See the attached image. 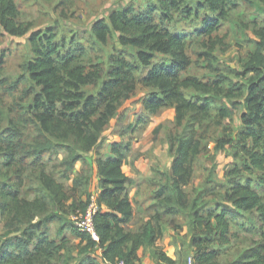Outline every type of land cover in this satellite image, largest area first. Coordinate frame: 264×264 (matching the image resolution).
Masks as SVG:
<instances>
[{"label":"trees","instance_id":"16d2710c","mask_svg":"<svg viewBox=\"0 0 264 264\" xmlns=\"http://www.w3.org/2000/svg\"><path fill=\"white\" fill-rule=\"evenodd\" d=\"M238 2L264 15V0H154L142 9L113 10L106 19L91 26L96 44L105 45L115 40L106 66L87 62L88 55L81 43L59 38L50 28L30 34L28 43L32 57L24 69L37 92L26 110L39 137L35 138L24 160H29L30 167L39 170L38 194L33 200L22 198L21 182L13 183L15 189L1 191L0 215L5 218V226L12 232H20L22 228L24 231L23 237L14 236L4 245L0 244V264H35L38 257L60 249L47 239L45 224L61 212L68 216L84 213L89 195L86 201L68 195L54 175L46 171L44 156L54 148L55 142L65 148L71 142L76 148L70 151L64 172L71 171L82 154L97 147L101 134L117 116L122 103L133 98L139 88L146 90L143 113L128 124V131L123 135L130 134L133 138L137 130L143 131L151 119L164 110L174 111V125L180 133L169 140L172 162L164 175L166 185L158 192L161 195L169 190L174 211L188 207L185 189L193 180L198 158L209 153L207 131L202 133L208 125L206 122L211 118L219 124L230 119L233 111L242 109L236 138L230 139L224 134L213 141L215 152L225 147L230 150L233 164L225 174L221 203L191 211L188 223L191 246L195 264H218L220 249L230 242L231 222L236 224L243 214L254 212L260 223L251 224V230L262 243L257 244L251 255L229 264H264V18L259 23L251 19L256 40L253 52L241 62L240 76L250 75L244 85L226 89L222 85L224 78L218 75L212 82L185 76L191 64L187 43L199 40L198 59L210 61L214 50L223 43L218 34L223 24L230 22V13ZM0 28L10 37L28 34L30 26L21 22L14 0H0ZM1 56L4 55H0V59ZM162 128L163 125L157 127L154 135ZM18 137L14 134L10 141L8 136L6 147L0 149L3 164L11 166L21 161ZM129 152L128 142L111 143L108 153L97 155L95 159L99 188L93 225L97 241L79 232L71 223L72 235L84 244V252L99 249L103 264L117 260L133 264L141 247L153 245L160 238L158 217L154 223L146 222L138 233L129 228L134 219L130 199L134 183L122 171ZM77 183L75 181V185ZM50 206L54 213L32 224L35 218L48 212ZM190 207L193 210L196 204ZM171 210L168 206L165 212ZM32 229L43 230L44 237L36 244L34 236L27 234ZM158 258L173 264L163 254ZM88 263L95 264L92 259H88Z\"/></svg>","mask_w":264,"mask_h":264},{"label":"rangeland","instance_id":"374dc122","mask_svg":"<svg viewBox=\"0 0 264 264\" xmlns=\"http://www.w3.org/2000/svg\"><path fill=\"white\" fill-rule=\"evenodd\" d=\"M14 1L18 7L21 22L29 25L30 30L24 37H10L0 28V55H4L0 59V149L6 147L8 136L11 141L14 134L19 135L17 138L20 143L18 157L21 158V161H17L18 164L14 163L11 166L3 164L4 155L0 150V194L3 189H15V185L21 182V189H18L20 196L33 200L38 194L36 176L39 170L35 167L31 168V162L29 160L26 162L24 159L35 138L39 136L36 126L26 110L27 105L37 92V88L30 82L24 69L25 63L32 57L28 37L33 32L50 28L59 38L65 37L81 43L88 55L87 62L92 61L105 65L113 53V47L116 45L115 40H111L105 45L96 44L91 36L92 24L100 19H106L113 10L127 7L142 9L154 0ZM230 18V22H225L218 34L223 39V43L214 50L210 61L198 59L196 54L200 51L199 40L187 43V55L191 64L185 72V76H192L203 82H212L217 80L215 76L218 75V77L224 78L222 85L226 89L233 85L245 84L250 75L240 76L241 62L253 52L256 40L251 30V19L254 18L255 22L259 23L264 15L257 14L244 2H238L237 7L230 13ZM145 93L146 90L139 88L133 98L122 103L117 116L109 122L101 134L97 147L90 153L82 154L81 160L76 162L73 169L67 173L64 172L66 169L64 163L69 159L70 151L76 147L71 142L66 144L68 148L61 147L55 142L54 148L44 156L46 171L50 175H54L56 182L63 185L68 195H74L77 199L86 201L88 195L98 194L99 177L96 172L95 159L97 155H106L111 143H129L130 152L122 166V171L125 172H134V162H137L140 157L149 160L151 157L149 151L152 153L153 150H156L157 159L162 158L169 163L165 166L159 161L152 167V171H156V174L153 171L150 184L141 182V178L137 179L139 176L136 177V181L133 180V183L136 182L141 187L138 196L132 195V198L130 196L134 208V219L129 228L132 232L138 233L139 228L146 222L154 223L158 217L161 220L160 228L157 227L160 238L153 245L141 247L133 264H168L159 260L158 255L160 254L168 257L173 264H195L194 249L191 246L192 234L188 224L191 220L190 213L195 209L196 211L203 207L209 209L214 203H221L226 187L225 174L232 166L233 159L227 147L215 152L213 141L221 138L224 134L228 135L230 139L236 138L241 125L240 113L242 109L238 108L233 111L230 119L220 121L219 124L211 118L206 122L208 125L202 130V133L204 135L207 131L209 153L198 158L193 180L185 189L188 195V207L174 211V203L170 198L169 190L163 191L161 195L158 193L161 187L166 185L164 175L169 171L172 162L169 140L174 139L180 133L179 128L174 125V111L167 109L155 116L169 117L172 115L171 118H165L161 123L163 128L157 135L153 134V138L150 136L147 138L148 144L153 142V149L146 151L135 145L136 139L145 130L141 132L137 130L138 132L132 136L133 138L130 134L123 135V132L128 131V124L134 123L137 117L143 113L142 101ZM189 94L193 93L189 92ZM159 146L163 147L161 155H158L161 151ZM18 176L21 178L18 179ZM75 181L78 182L77 185H75ZM191 204H196L193 210L190 209ZM168 206L172 209L171 212H165ZM49 213H54L51 206L48 212L39 215L32 221V224L42 220L43 216L46 217ZM55 213L58 212L55 211ZM242 217L236 224L235 221L231 222L230 242L220 249L218 264H229L244 255H251L257 244L262 243L259 242L257 234L251 230V224L259 225L260 223L257 215L250 212L243 214ZM71 218L72 216L61 212L57 214L56 218H52L49 223L45 224L44 233L47 239L53 241L60 249H52L49 255L38 257L35 264H89L88 259H92L95 264H103L99 250L84 252V244H81L72 235ZM23 231L24 228L20 232H12L7 229L5 218L0 215L1 245L7 243L14 236H22ZM41 232L43 230L35 232V229H32L27 234L34 236L36 244L40 237H44Z\"/></svg>","mask_w":264,"mask_h":264},{"label":"crops","instance_id":"0c3cea01","mask_svg":"<svg viewBox=\"0 0 264 264\" xmlns=\"http://www.w3.org/2000/svg\"><path fill=\"white\" fill-rule=\"evenodd\" d=\"M171 117H172V115L169 116V117H165L164 115H160L159 117L152 118L151 122L149 123V125L144 129L145 132L143 134H141L138 139H136V144H135L136 147H141L142 150H146V151H148L150 149H153V142L151 141V143L148 144L147 138L149 136L153 138V134H154L155 129L157 127H159L161 125V123L164 122L165 118H171ZM159 149H161V151L158 153V155H161V153L163 152V147L159 146ZM149 156H151L149 160L148 159H142L141 157L138 158L137 162H134V164H133L134 168H135L134 172H130V171L125 172V171H123L125 176L128 177L129 179L135 180V181H136V177L139 176L137 179L141 178V182H143L144 184H150L149 182L152 180L151 178H152V173H153L152 172V167L155 164H157V162H159V161L161 162V164H165V166L169 162L167 160L162 159V158L161 159H157L156 150H153L152 153L149 151ZM165 161H167V162H165ZM140 187L141 186L138 185L136 182L134 183V186H133V188H132V190L130 192V193H132L130 195L131 198H132V195L133 196H138V191L140 190ZM132 207H133V204H132ZM97 250H99V249H97ZM99 252H100V255H101V251L100 250H99ZM101 261H102V259H101Z\"/></svg>","mask_w":264,"mask_h":264},{"label":"built area","instance_id":"2783aa9c","mask_svg":"<svg viewBox=\"0 0 264 264\" xmlns=\"http://www.w3.org/2000/svg\"><path fill=\"white\" fill-rule=\"evenodd\" d=\"M97 208V193H92L89 196L88 207L84 213H77L71 218L72 223L77 228V230L81 233L89 235L94 241H97V237L94 231L93 217L97 212ZM112 264H125V262L122 260H117Z\"/></svg>","mask_w":264,"mask_h":264}]
</instances>
